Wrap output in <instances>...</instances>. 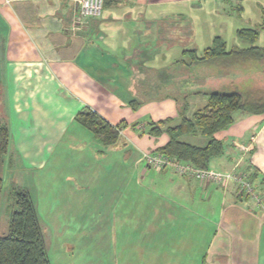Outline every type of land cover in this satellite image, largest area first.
Masks as SVG:
<instances>
[{"label":"crops","instance_id":"obj_1","mask_svg":"<svg viewBox=\"0 0 264 264\" xmlns=\"http://www.w3.org/2000/svg\"><path fill=\"white\" fill-rule=\"evenodd\" d=\"M201 1L105 0L103 15L89 18L71 0H0V86L11 114L0 115V124L10 131L9 150L13 141L25 160L40 166L52 154L54 171L78 180L60 188L57 215L97 210L107 229L113 230L119 205L131 190L142 191L149 202L137 205L136 211L151 212L144 232L152 237L151 244L165 245L151 252L141 250L143 260L167 264L160 262L170 261L176 251L172 245L180 243L183 260L251 264L258 230L264 225V207L254 194L257 187L264 190V116H259V128L247 141L232 138L225 153L211 162L225 166L221 172L252 181L250 196H241L233 181L222 186L202 183L171 167L155 170L143 164L144 153H153L168 141L166 134L161 143L157 139L162 136H150V123L170 120L175 126L184 116L192 118L209 100L210 93L202 87L220 92V79L209 77L218 73L227 77L225 71L209 68L217 64L193 63L192 52L202 55L217 38L208 47L201 45L185 16L187 7ZM194 95H207L205 101L194 102L199 109L190 107ZM85 109L111 126L122 125L115 146L102 144L78 121ZM224 133L217 138L224 141ZM208 142L190 144L204 147ZM59 147L65 149L60 153ZM211 165L209 169H214ZM100 196L102 201H97ZM193 210L196 219L214 229L213 235L202 229V246L176 231ZM138 235L143 237L142 232ZM203 235L210 240L203 243L207 238L202 241Z\"/></svg>","mask_w":264,"mask_h":264},{"label":"rangeland","instance_id":"obj_2","mask_svg":"<svg viewBox=\"0 0 264 264\" xmlns=\"http://www.w3.org/2000/svg\"><path fill=\"white\" fill-rule=\"evenodd\" d=\"M194 4L191 7H187L184 11L201 45L208 47L212 45L214 38L219 36L226 42L228 49H246L249 46L264 48V0H202L201 3L194 2ZM242 30H256L259 33L256 43L250 44L249 41L241 40L239 31ZM209 68H212L215 72L222 73L225 71L224 76L227 77L223 79L219 76L220 73L215 78L209 77L212 81L220 79V84H218L221 87L218 90L220 92L232 93L240 91L244 93L248 90H256L258 91L257 94H264V66L258 61L233 64L225 68L218 65L209 66ZM202 80L204 81V78ZM3 89L4 86L3 88L0 86V115L9 116L11 115L10 110L5 107V102H2ZM202 89H205V93L208 94L215 90L211 86H208L207 89L202 87ZM205 98H207V95H200V97L191 96L189 98L192 101L190 107L192 108L193 106V109H199V106L194 102L205 101ZM234 117V125L224 131L225 147L231 143L232 138L247 141L251 135L257 132L259 128L257 124L262 121V117L258 116L256 118L244 112H237ZM165 137L162 136V138L157 140L161 143ZM181 140L199 145L201 140H206L207 142L209 138L202 135H188L182 137ZM64 149L63 147L60 148L59 152L61 153ZM67 153L71 155L73 153L72 149H67ZM46 156V165L33 164L25 160L21 151L15 150V143L11 142L9 154L3 157V163L0 168V238L8 234L10 215L16 204L15 194L23 191L30 195L35 205L47 245V254L52 264L159 263L143 260L145 257L141 253V250L151 252L152 249L157 250L165 247V245L157 242H154V245L151 244L150 239L152 237L147 236L144 232L147 231L146 224L149 222L147 213L151 212L147 208L142 211H136L137 205L146 206L149 202V199L145 197L143 200L142 191L137 194L134 189L133 191L130 189L131 193H129L127 201H123L117 209L113 230L107 229L106 223L103 221V213L97 210L94 213L91 211L83 213L74 211L75 213L69 212L57 215V212L54 211V206L56 195L60 188L66 183L67 185L75 184L78 180L72 181L66 178V174H57L54 171L52 154H47ZM143 164L145 165L144 160ZM211 167L218 169V171H224L226 168L223 165L218 167L216 163L212 164ZM69 181H72V183ZM88 188H85L84 192L88 193L90 191ZM254 194L257 199H261L264 207V190L257 187ZM97 201H102V197H97ZM196 206L199 207V205ZM164 207L169 209L170 206L166 204ZM47 208L48 210L53 208L54 212L52 214L48 213L46 211ZM194 216V210L187 212L185 224L182 219L178 224L181 228H177L176 231L187 233L191 236V240L196 239V242L202 246L199 238L200 233L204 231L202 229L204 227L207 228L210 235H213L214 229L209 222L203 221L199 217L196 219ZM55 217H59L60 223L55 222ZM125 220L127 221V227H125ZM137 223L139 225L136 227ZM141 232L143 237L138 235ZM206 236L203 235L202 241ZM258 237L259 241L256 251L260 254L258 258H256L257 252L253 254L255 258L250 262L251 264H264V225H260ZM160 239L161 237H159ZM207 239L208 241L210 240L209 235L203 243ZM172 248H176V251L171 255V260L160 263H203L201 260L195 259L183 260L185 255L179 249L183 248L180 243L175 246L172 245Z\"/></svg>","mask_w":264,"mask_h":264},{"label":"trees","instance_id":"obj_3","mask_svg":"<svg viewBox=\"0 0 264 264\" xmlns=\"http://www.w3.org/2000/svg\"><path fill=\"white\" fill-rule=\"evenodd\" d=\"M258 36L256 30L239 31L240 39L249 41L250 44L256 43ZM192 58L196 64H217L224 68L251 61H258L264 66V48L249 46L246 49H228L226 42L217 37L213 46L206 49L202 55L192 52ZM257 92H211L208 103L196 111L192 118L184 116L175 126L170 124V120L150 123L147 132L150 136L160 137L166 134L168 137L167 143L153 153L189 163L197 169H209L212 160L225 153L224 141L218 139L217 135L235 123V113L264 116V94L259 95ZM77 119L105 146H115L120 141L122 125L111 126L90 109L80 112ZM196 134L208 137V144L199 147L181 140L184 136ZM9 142L10 131L6 125L0 124V168L3 157L9 153ZM240 195L243 196L244 193L241 192ZM15 198L16 204L10 215L8 234L0 238V264H52L30 195L19 191L16 192Z\"/></svg>","mask_w":264,"mask_h":264},{"label":"built area","instance_id":"obj_4","mask_svg":"<svg viewBox=\"0 0 264 264\" xmlns=\"http://www.w3.org/2000/svg\"><path fill=\"white\" fill-rule=\"evenodd\" d=\"M77 4L80 14L83 17L100 18L104 10L105 0H71ZM143 160L146 167L155 170H163L171 167L178 174H191L202 183H213L219 186L226 185L230 181L240 186V191L246 195L253 193L251 183L246 176L238 175L234 172H221L214 169H197L189 163L180 162L166 157L160 153L143 154Z\"/></svg>","mask_w":264,"mask_h":264}]
</instances>
